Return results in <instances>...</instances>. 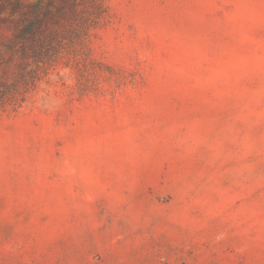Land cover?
Listing matches in <instances>:
<instances>
[{"label": "rangeland", "instance_id": "1", "mask_svg": "<svg viewBox=\"0 0 264 264\" xmlns=\"http://www.w3.org/2000/svg\"><path fill=\"white\" fill-rule=\"evenodd\" d=\"M0 264H264V0H0Z\"/></svg>", "mask_w": 264, "mask_h": 264}]
</instances>
